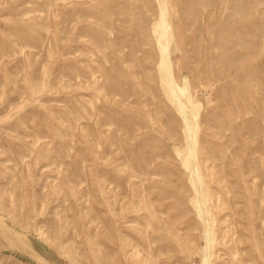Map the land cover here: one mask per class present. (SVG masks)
I'll return each instance as SVG.
<instances>
[{
	"label": "rangeland",
	"instance_id": "obj_1",
	"mask_svg": "<svg viewBox=\"0 0 264 264\" xmlns=\"http://www.w3.org/2000/svg\"><path fill=\"white\" fill-rule=\"evenodd\" d=\"M0 264H264V0H0Z\"/></svg>",
	"mask_w": 264,
	"mask_h": 264
},
{
	"label": "bare ground",
	"instance_id": "obj_2",
	"mask_svg": "<svg viewBox=\"0 0 264 264\" xmlns=\"http://www.w3.org/2000/svg\"><path fill=\"white\" fill-rule=\"evenodd\" d=\"M180 102V101H179ZM181 103H182V101H181Z\"/></svg>",
	"mask_w": 264,
	"mask_h": 264
}]
</instances>
